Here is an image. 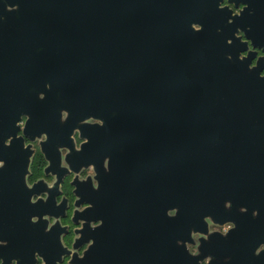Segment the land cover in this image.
I'll list each match as a JSON object with an SVG mask.
<instances>
[{"label":"flooded vegetation","instance_id":"flooded-vegetation-1","mask_svg":"<svg viewBox=\"0 0 264 264\" xmlns=\"http://www.w3.org/2000/svg\"><path fill=\"white\" fill-rule=\"evenodd\" d=\"M218 8L247 14L248 40L236 26L209 36L194 27L200 44L246 48L248 97L261 106L248 110V139L225 131L213 142V198L156 205L139 123L108 122L95 107L53 112L0 90V264H264V0Z\"/></svg>","mask_w":264,"mask_h":264},{"label":"water","instance_id":"water-1","mask_svg":"<svg viewBox=\"0 0 264 264\" xmlns=\"http://www.w3.org/2000/svg\"><path fill=\"white\" fill-rule=\"evenodd\" d=\"M218 3L0 0V90L53 112L95 107L108 122L139 123L141 147L153 155L156 205L210 200L213 142L225 131L248 139V110L261 106L248 97V59L238 58L246 48L202 46L194 30L209 36L236 26L248 40L247 14L230 16Z\"/></svg>","mask_w":264,"mask_h":264}]
</instances>
